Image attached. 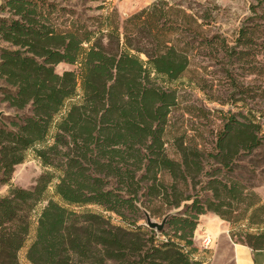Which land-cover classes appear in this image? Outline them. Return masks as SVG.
<instances>
[{
    "label": "trees",
    "instance_id": "1",
    "mask_svg": "<svg viewBox=\"0 0 264 264\" xmlns=\"http://www.w3.org/2000/svg\"><path fill=\"white\" fill-rule=\"evenodd\" d=\"M46 6L0 3L11 15H0V101L14 110L0 115V264H19L24 245L30 264H204L193 233L207 211L229 222L235 242L264 247V199L234 174L264 146V111L236 96L235 77L236 110H219L213 148L175 135L177 157L167 150L192 46L176 35L196 33L193 12L154 0L121 24L106 13L96 29L61 28ZM256 33L243 24L233 45L219 43L251 72ZM61 61L76 67L59 71ZM29 151L42 171L24 187L11 177ZM180 206L159 232L138 222L143 209L162 218Z\"/></svg>",
    "mask_w": 264,
    "mask_h": 264
},
{
    "label": "rangeland",
    "instance_id": "2",
    "mask_svg": "<svg viewBox=\"0 0 264 264\" xmlns=\"http://www.w3.org/2000/svg\"><path fill=\"white\" fill-rule=\"evenodd\" d=\"M2 1L0 0V3ZM46 1L53 4L46 6V9L51 8V17L58 27L75 25L96 29L102 22V15L111 13L112 19L121 24L125 16L154 0ZM168 2L185 7L188 12H193L192 15L196 18L195 21L192 20L196 33L184 31L182 35H176L192 44L188 51L189 64L181 74L183 83L179 102L171 110L165 134L169 154L177 157L175 148L170 144L172 136L175 135H183L186 142L197 144L205 151L213 148L217 132L223 123L219 110L227 111L229 108L236 110L229 96L231 92H236L238 87L232 84L231 76L236 78L239 90H243L237 92L236 96L243 98L244 102L248 106H253L257 112L264 111V0H168ZM0 15L10 13L7 9H0ZM243 24L257 25V33L253 37L255 43L250 50L251 53L255 52L252 57L250 56L255 66L253 72L249 71L247 62L236 61L234 57L229 56L228 51H225L224 45L219 44L224 39L228 45H233L237 30ZM206 36H213L209 45L201 40ZM0 44L4 43L0 40ZM64 66L76 67L68 63L56 65V69L60 71ZM0 110L2 114L14 113V110L8 108L2 101ZM260 118L264 129V115ZM41 171L40 162L29 151L26 158L15 165L11 180L17 185L31 187ZM234 174L252 185L257 196L264 199V146L253 150L249 155L241 156ZM164 178L168 179L167 176ZM7 188L8 184L0 180V195L6 193ZM90 207L100 208L96 205ZM152 218L161 220L160 216L152 215ZM111 219L113 222H120L115 214H112ZM212 220L216 229L211 223L209 225ZM138 222L146 224L145 217H141ZM243 222L245 221H241V225ZM229 228V222L212 211L199 215L193 238L198 246L197 256L204 264H210L214 255L216 257V252L214 254L212 251L217 248L216 244L235 242L229 235ZM206 232L211 235V240L205 246L203 234ZM164 237L165 234L159 233V238ZM25 250L26 245L18 252L19 264H30L25 258ZM223 253L225 252L220 251V254Z\"/></svg>",
    "mask_w": 264,
    "mask_h": 264
},
{
    "label": "crops",
    "instance_id": "3",
    "mask_svg": "<svg viewBox=\"0 0 264 264\" xmlns=\"http://www.w3.org/2000/svg\"><path fill=\"white\" fill-rule=\"evenodd\" d=\"M59 64L66 65L68 62L61 61L57 65ZM64 68L70 67L64 66ZM210 223L213 225V220L209 222V225ZM213 226L216 229V226ZM219 232L220 231H217V233ZM216 246L217 248L212 250L214 254L216 252V257L214 255L210 260V264H264V247L255 249L238 242L218 243ZM220 251H224L225 253L220 254Z\"/></svg>",
    "mask_w": 264,
    "mask_h": 264
},
{
    "label": "water",
    "instance_id": "4",
    "mask_svg": "<svg viewBox=\"0 0 264 264\" xmlns=\"http://www.w3.org/2000/svg\"><path fill=\"white\" fill-rule=\"evenodd\" d=\"M1 114H2V111L0 110V115ZM180 207L171 209L166 214H164L163 217L161 218V220H159V221L153 219L148 210L143 209L144 215H145V223L147 226L154 228L157 231H161L163 229L165 223H166L168 216L170 214L174 213L176 210L180 209Z\"/></svg>",
    "mask_w": 264,
    "mask_h": 264
},
{
    "label": "built area",
    "instance_id": "5",
    "mask_svg": "<svg viewBox=\"0 0 264 264\" xmlns=\"http://www.w3.org/2000/svg\"><path fill=\"white\" fill-rule=\"evenodd\" d=\"M211 240V235L206 232L205 234H203V244L206 246L208 245L209 241Z\"/></svg>",
    "mask_w": 264,
    "mask_h": 264
}]
</instances>
